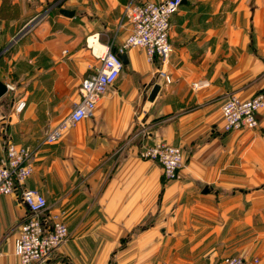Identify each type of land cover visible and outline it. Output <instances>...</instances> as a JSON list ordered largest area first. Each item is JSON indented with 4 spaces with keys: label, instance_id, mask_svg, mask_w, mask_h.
Listing matches in <instances>:
<instances>
[{
    "label": "crops",
    "instance_id": "crops-1",
    "mask_svg": "<svg viewBox=\"0 0 264 264\" xmlns=\"http://www.w3.org/2000/svg\"><path fill=\"white\" fill-rule=\"evenodd\" d=\"M161 1L0 0V81L9 89L0 98V157L7 141L36 148L26 186L70 231L44 264H219L229 256L264 264V109L254 130L220 128L230 95L264 93V0H184L170 21V83L158 60L130 48L93 117L40 146L100 66L95 43L118 50L127 39L125 6ZM201 81L209 85L194 90ZM21 97L26 107L16 113ZM157 141L183 150L180 180L166 182L157 163L139 157ZM27 214L16 196L0 198V264H20L14 248Z\"/></svg>",
    "mask_w": 264,
    "mask_h": 264
},
{
    "label": "built area",
    "instance_id": "built-area-1",
    "mask_svg": "<svg viewBox=\"0 0 264 264\" xmlns=\"http://www.w3.org/2000/svg\"><path fill=\"white\" fill-rule=\"evenodd\" d=\"M184 0H163L161 2H146L143 4L130 3L125 6L122 23L129 29L127 39L118 50L110 47L92 48L93 55L100 62L90 67L89 75L81 85V99L71 112L54 128H52L40 141V146L54 144L62 134L75 127L85 119L92 118L97 102L105 92L118 80L123 62L120 54L130 48L144 49L148 62H160L159 78H164L167 84L169 77L163 70L171 54L173 45L170 40V21L172 16L180 9ZM45 14L35 18L24 27L22 34H27ZM89 47L95 43L87 40ZM209 83L201 81L193 84L197 90L208 86ZM221 107L222 132L229 133L239 130H254L258 127V114L264 109V93L260 92L251 99H241L230 95ZM26 98L16 101L14 111L21 113L26 107ZM36 148L21 146L7 141L5 153L0 157V198L14 195L20 203L27 208L25 220L20 224L18 237L15 243V255L19 257L20 264H44L49 257L69 238L68 225L59 218L48 214V201L37 189L26 186V181L34 172V156ZM142 160L157 163L163 170L166 182L181 179L184 168L183 150L180 147L157 141L151 145H143L138 153ZM259 259L247 260L240 256H229L219 264H258Z\"/></svg>",
    "mask_w": 264,
    "mask_h": 264
},
{
    "label": "water",
    "instance_id": "water-1",
    "mask_svg": "<svg viewBox=\"0 0 264 264\" xmlns=\"http://www.w3.org/2000/svg\"><path fill=\"white\" fill-rule=\"evenodd\" d=\"M61 14H63L66 17H73L74 12L68 11V10H60ZM119 58L123 62V65H126L128 63L127 55L125 54H120ZM8 86L0 81V98L3 97L5 94L8 92ZM160 91V85H155L152 89V92L150 94V101H153L156 95H158Z\"/></svg>",
    "mask_w": 264,
    "mask_h": 264
},
{
    "label": "rangeland",
    "instance_id": "rangeland-1",
    "mask_svg": "<svg viewBox=\"0 0 264 264\" xmlns=\"http://www.w3.org/2000/svg\"><path fill=\"white\" fill-rule=\"evenodd\" d=\"M54 9H56V7H50L49 9H47L48 10L47 12L49 13L51 11H54Z\"/></svg>",
    "mask_w": 264,
    "mask_h": 264
},
{
    "label": "bare ground",
    "instance_id": "bare-ground-1",
    "mask_svg": "<svg viewBox=\"0 0 264 264\" xmlns=\"http://www.w3.org/2000/svg\"><path fill=\"white\" fill-rule=\"evenodd\" d=\"M94 48H95V50H98L99 45L97 43H95Z\"/></svg>",
    "mask_w": 264,
    "mask_h": 264
}]
</instances>
